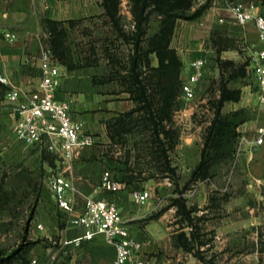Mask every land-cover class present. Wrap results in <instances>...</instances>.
Wrapping results in <instances>:
<instances>
[{
  "label": "rangeland",
  "instance_id": "1",
  "mask_svg": "<svg viewBox=\"0 0 264 264\" xmlns=\"http://www.w3.org/2000/svg\"><path fill=\"white\" fill-rule=\"evenodd\" d=\"M206 2L210 4L211 0H197L195 7ZM131 7V0H121V21L128 36L135 31ZM222 11L226 13L221 12L216 16L212 28L203 29L200 33L204 39L203 48L211 53V73L202 79L193 98L184 100L179 95L178 107L173 114L174 128L178 130L179 136L177 144L168 149V154L175 171L165 169L156 160L152 152L155 148L150 142L151 131L144 128L142 130L141 125L129 131L128 133L136 135H128L130 141L127 144L119 141L111 154L119 161H124L123 165L132 171L134 180L145 182L134 183L133 190L152 187L150 202L137 205L139 210L148 209L144 217L136 219L139 224H144L140 221L145 220L156 223V219L165 216L168 234L162 241L166 245L158 246L156 239H152L155 245L149 252L151 264H205V261L208 264H264V178L258 179L247 168L237 164L238 156L244 151L239 137L232 159L218 161L213 167L211 177L188 182L194 163L201 155L206 129L215 115V103L221 97L222 74L228 78L230 73L222 70L218 57L233 60L237 65L244 64L247 69L245 75L229 77L227 80L228 87L240 89L242 95L238 101H225L223 113L238 109L246 112V109L253 108L258 103L255 87L249 76L250 50L246 42L227 29L228 20L235 23L228 7L224 6ZM203 18L204 13L196 19H178L176 25L179 22L178 27H181L182 22L189 23L186 28L193 29L194 32L193 22L195 24ZM157 25L160 27V20L154 13L147 29L148 35ZM232 25L237 26L233 23ZM66 28L68 32L64 45L75 61L74 64L80 67H103L104 74L94 78L102 82L105 78L122 75L123 77L114 79L108 86L125 89L124 77L128 73L133 44L127 37L118 35L105 12L78 19L73 25L68 23ZM213 34L215 37L222 35L227 39L224 44L228 46L221 53L217 52L218 46L211 40ZM42 37L43 47L56 54L51 45L50 33L46 31ZM183 44L185 42L181 39V34L175 32L176 47H173L177 49L182 60L186 48L189 47ZM152 64H158L154 53ZM185 65L186 63L183 71ZM242 127L241 130L238 129L240 134L243 133ZM128 144L134 148H128ZM111 151L110 148L109 152ZM63 163L59 154L52 155L45 147L30 145L18 139L5 121L0 126V264L2 260L8 262L10 257L19 256L20 261L25 259L37 245L40 240L36 239L35 234L39 211L42 208L47 210L53 199L45 188L44 175L51 168L58 172V166ZM180 198L186 200V211L192 207L196 211L190 214L182 210L179 204H174ZM190 221L192 223H188ZM192 228L200 236L198 241L202 240L203 243L191 241L192 248L187 250L180 247L178 242H184L190 237ZM162 256L170 261L167 263L166 258L163 262Z\"/></svg>",
  "mask_w": 264,
  "mask_h": 264
},
{
  "label": "crops",
  "instance_id": "2",
  "mask_svg": "<svg viewBox=\"0 0 264 264\" xmlns=\"http://www.w3.org/2000/svg\"><path fill=\"white\" fill-rule=\"evenodd\" d=\"M102 1L0 0V74L10 81L6 84L8 86L6 93L13 87H20L23 95L38 84L41 77L42 36L47 31L45 19L62 20L67 27L69 20L84 19L105 12ZM245 1H254L257 10L264 13V3L261 0ZM224 6H227L226 0H211L209 7L204 12V18L196 21L195 24L193 22L192 26L195 25L194 32L193 29L188 30L186 28L189 23L182 22L181 27H178L179 22L176 25V34L180 33L181 39L185 42L183 45L190 47L186 48L185 55H183V61L186 63L182 73L183 79L188 75L190 61L200 57H206L208 60L206 77L211 73V53L203 48L204 39L200 33L209 30L210 27L212 28L218 14L226 13L222 11ZM228 21L226 27L229 32H233L239 39L246 42L248 48L257 42V29L252 21L248 22L245 27L239 26L232 20ZM232 23L237 26H233ZM158 30L159 26L157 25L153 27L150 35H148L147 30L146 36H151ZM10 32L16 36L7 37L6 33ZM175 32L171 42L172 47H176ZM60 71L62 81L56 92V97L59 100H70L73 118L83 122L84 130L92 133L96 141L93 146L83 149L71 160H67L59 153L45 148L50 154L56 156L59 154L63 158L64 163L62 166H58L59 171L57 173H62L71 179L79 190L76 198L77 205L73 214L80 211L85 196L114 198L119 204L124 222L143 240L144 245L139 256L152 261L149 257V252L155 245L152 243V239H156L158 246L165 247L164 245H166L165 241H162L168 234L165 216L162 215L156 219V223L152 220L150 222L145 220L140 221L144 224H139V220L136 219L144 217L148 213V209H137L139 204L133 200L132 185L145 182L130 181L127 167L123 165L124 161H119L115 155H111L115 151L113 147L119 142H114L110 136L109 123L122 113L134 108L136 102L125 89H119L114 85L108 86L114 80L102 82L94 79L104 74L105 71L101 66L80 67L77 65L74 68H68L60 62ZM201 82L202 80L197 84V87ZM16 108L17 103L8 101L6 96L0 100V126L5 121L13 134H15L13 126ZM246 118V121L238 127L241 130L240 127L243 126V133L240 134L239 139L244 138L242 142L244 151L238 156L237 164L247 168L258 179H262L264 178V143L256 144L255 131L259 126L264 125V110L257 103L253 108L246 109ZM130 134L136 135L135 133H125L122 141H125L126 144L130 141L128 139ZM186 141L188 142V139ZM134 143L135 141L133 145ZM132 146L127 145L130 149L134 148ZM110 148L111 152H109ZM200 158L201 155L196 159L194 167ZM50 170L54 169L51 168ZM105 171H109L116 178L122 180L124 187L120 191L112 193L100 187L101 177ZM146 188L152 190V187L147 186ZM38 216L35 234L36 239L40 238V240L28 257L38 256L40 264H105L115 257L114 247L101 234L80 247L64 245L65 240H71L81 235L85 228L72 222L69 218L70 215L57 206L54 198L48 204V209L42 208ZM38 223H42L43 227H38ZM166 258L162 256V261L165 262ZM166 260L167 263L170 261L168 258ZM11 264H21V261H15Z\"/></svg>",
  "mask_w": 264,
  "mask_h": 264
},
{
  "label": "trees",
  "instance_id": "3",
  "mask_svg": "<svg viewBox=\"0 0 264 264\" xmlns=\"http://www.w3.org/2000/svg\"><path fill=\"white\" fill-rule=\"evenodd\" d=\"M131 11L135 21V31L128 36L122 25L120 14L121 0H103L102 5L105 9V15L111 22L114 30L119 36L127 37L132 44L133 49L129 56L128 73L125 75V90L130 93L131 98L136 105L109 123V133L112 139L117 142L122 141L124 134L133 131L138 125L142 130L151 131V144L154 150V157L167 170L175 171L171 165L168 149L174 147L178 140V130L174 128L173 114L178 107L179 95L183 84L182 71L184 62L177 49L172 47L176 23L178 19H196L199 18L209 7L206 2L196 6L197 0H131ZM264 3V0H261ZM195 7V8H194ZM156 13L160 20L159 30L146 36L147 29L152 20V15ZM77 20L72 19L68 22L73 25ZM45 27L50 33L51 45L56 54L54 56L68 68L76 66L75 61L70 56V52L65 44L67 28L62 20L45 19ZM212 41L216 43L217 52L221 53L227 48L226 38L222 35L215 37L212 35ZM145 42V44H143ZM158 59V64H152V54ZM113 60V58H110ZM219 66L222 70L230 71L229 77L245 75L246 65H237L235 61L221 59L218 57ZM120 77H123L120 75ZM120 77L105 78L104 81L119 79ZM227 78L222 74L220 85L221 97L215 103V115L210 125L206 129L204 144L201 149V158L198 164L192 169L189 183L198 180H205L212 176L213 167L218 161L230 160L235 156L236 143L240 132L238 127L246 121V112L242 109L234 110L229 113H223L222 107L225 101H238L241 98L240 89L228 87ZM123 82V81H122ZM123 83V84H125ZM8 86L0 81V100L6 96ZM138 113V115H136ZM128 179L134 180L132 171L128 169ZM186 200L176 199L174 204H179L181 209L186 211ZM179 209V208H178ZM196 211L195 207L186 212ZM184 212V213H186ZM190 219V215H188ZM188 223H192L191 221ZM185 235V234H184ZM181 237V236H179ZM184 237V236H182ZM198 233L192 228L191 236L184 242L179 240V245L187 250H191V241H198ZM182 240V238H181ZM203 243L202 240L198 241ZM200 257V256H199ZM204 260L203 257H200ZM20 257H10L8 262L1 261V264H11ZM28 256L22 261L27 260ZM205 264H208L205 261Z\"/></svg>",
  "mask_w": 264,
  "mask_h": 264
},
{
  "label": "built area",
  "instance_id": "4",
  "mask_svg": "<svg viewBox=\"0 0 264 264\" xmlns=\"http://www.w3.org/2000/svg\"><path fill=\"white\" fill-rule=\"evenodd\" d=\"M227 7L235 22L245 27L253 22L257 29V42L250 48L249 76L253 81L258 104L264 110V13L257 10L254 1L226 0ZM15 37L14 33H6ZM206 57L192 59L186 78L183 79L181 96L184 100L194 97L197 84L206 77L208 65ZM41 77L35 88L22 95L20 87H13L6 93V99L17 103L14 115V132L28 144L40 145L49 151L59 153L71 160L83 149L95 144V136L84 130L83 122L72 116L70 100H59L56 92L61 85L62 73L60 62L51 49L43 47L40 60ZM0 81L10 83L7 77L0 74ZM244 138L240 139L242 143ZM255 142L264 143V125L255 131ZM46 190L51 193L57 206L68 213L70 220L85 228L84 232L64 245L80 247L97 235H104L115 249V257L105 264H151L150 259L141 258L143 240L124 222L117 200L85 196L80 211L73 214L77 205L78 188L73 181L62 173L53 170L44 175ZM100 187L112 193L124 187L122 180L109 171L101 177ZM133 200L147 204L152 198L150 188L132 191ZM73 215V216H72ZM38 227H43L38 223ZM21 264H40L38 256H30Z\"/></svg>",
  "mask_w": 264,
  "mask_h": 264
}]
</instances>
